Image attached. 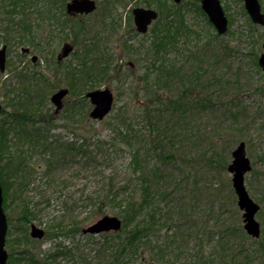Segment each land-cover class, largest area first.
I'll use <instances>...</instances> for the list:
<instances>
[{
	"label": "trees",
	"instance_id": "1",
	"mask_svg": "<svg viewBox=\"0 0 264 264\" xmlns=\"http://www.w3.org/2000/svg\"><path fill=\"white\" fill-rule=\"evenodd\" d=\"M39 1L0 0V3L6 15L19 16L17 24L25 26V29L28 25L30 34L33 21L28 9L34 8L40 21L37 26L44 31L38 37L42 43L49 44L53 40L59 42L60 39H67L73 29L70 28L72 18L66 14L63 6L59 7L58 14L48 1L43 5L36 4ZM251 25L257 27L255 24ZM155 26V30L151 31L152 40L144 51L145 54H149L152 70L146 71L131 82H124V85L135 89L132 90L138 95L141 93L146 99L140 117L148 123L147 136L129 134L118 139L131 146L129 152L131 160L126 170L131 168L136 180L134 178L117 180V177L109 176L108 184L103 185L102 190L99 189L94 198H89L95 204L98 215L103 213L108 204L114 206L122 221V227L117 232L119 235L124 234L125 237L110 245L101 244V254L95 259L80 258L74 264H132L134 256L143 257V262L149 260L160 264H256L258 254L264 251H260L259 247L251 250L243 245L246 239H255L248 236L243 228L242 219L237 215L232 191L230 199L234 205V215H227L228 210L220 203L225 213L215 208L211 209L210 206L205 215L202 214L204 218L200 223L185 216V212L191 208L189 199L195 196H192L191 192L179 193L182 188L181 181L186 182L187 175L196 171H189L184 177V171L175 156L176 151L179 154L182 145L186 147L187 143H191L193 147L200 146L201 141L202 145H208L213 149L210 162H215L224 169L227 168L226 155H229L232 141L244 140L246 146H249L251 137L245 134L243 126L253 116L251 112L248 115L249 110L243 105L240 97L238 75L234 80L222 78L217 70L220 54L214 53V48L209 46L213 43H208L201 57L195 51H191L192 49L188 50L191 48L189 42L184 45L177 41L186 37L183 30L188 29L179 12L175 11L169 21L158 22ZM29 37L30 35L23 36L20 33L18 35L8 33L4 39L6 45L15 40L30 47L31 44H36V40L35 35ZM93 37L84 39L80 53L73 52L76 57L74 62L66 59L58 61L53 55L54 52H51L52 58L46 62L50 64L53 76L38 72L39 78L35 79L34 73L29 75L23 73L24 71L20 72L19 76L25 78L22 81L25 89L23 94L11 87L4 89L6 104L9 103L11 109L15 108L13 111L16 115L9 114L0 118V159H3L5 153L8 154L7 170L0 166V177L5 175V185L15 184L13 179L17 180L13 194L21 197L19 211L22 218L27 219L35 211L28 208L29 201L22 198L28 187L30 174L32 172L35 174L33 166L27 163L26 155L38 153L40 161L53 160L61 164L69 155L83 154L87 151L85 143L76 145L72 141H61L59 135L51 134L50 130L54 127L51 123L57 115L54 110L52 113L45 110L44 105L48 102L50 93L59 86H65L68 87L70 96L76 93L75 99L69 97L70 101L65 103L63 109L64 114L66 113L65 120L76 124L88 115L89 102L85 98V93L98 87L109 70L108 66L103 64L106 62L105 53L97 47ZM214 37L220 38L221 35L216 33ZM73 42L77 43L75 40ZM223 49L225 51L229 49L228 45L225 44ZM187 52L190 55H186ZM180 53L182 56H177ZM190 58L195 60V65ZM77 64L80 66L77 67ZM52 77L53 81L50 80ZM40 79L42 81L38 84ZM3 87L6 88L5 85ZM227 89L228 97L225 95ZM213 100H219L218 107L215 108ZM207 110L213 117L208 123L218 131L213 132V136L219 134L218 139L205 136L198 127L199 123H202L197 119L198 115ZM217 110L220 111L218 116L215 115ZM5 113L3 109L1 115ZM225 119H229L230 122L224 124ZM238 122L241 125L237 126ZM120 131L124 130L119 127L117 132ZM143 140L144 145L140 142ZM46 155L49 158H46ZM142 156L144 159H150L144 160ZM185 156L189 157L188 150ZM164 157L165 161L175 157L176 163L173 168L168 169L165 162L161 166L157 164L156 161ZM258 175L260 174L255 175V180L259 184L256 199L261 204L259 213L263 216L264 181H260ZM133 180L135 181L132 182ZM169 188H172L173 194L178 192V196L172 197ZM207 188L211 190L209 182ZM219 198L220 195L214 196L211 192L210 200L213 203ZM171 201H174V204L168 206ZM222 215L225 218H221ZM181 219L194 223L184 228ZM210 219L213 220L212 223ZM48 228H51L50 232L55 233L54 235L63 231L55 226ZM221 247L224 252L218 250ZM59 254V251H54L43 259L29 253L28 257L31 264H54L53 261Z\"/></svg>",
	"mask_w": 264,
	"mask_h": 264
},
{
	"label": "rangeland",
	"instance_id": "2",
	"mask_svg": "<svg viewBox=\"0 0 264 264\" xmlns=\"http://www.w3.org/2000/svg\"><path fill=\"white\" fill-rule=\"evenodd\" d=\"M47 1L58 14L60 13L59 7L65 5L63 0H40L36 4L41 3L43 5ZM96 1L98 7L94 12L89 15L72 17L70 28L73 29L67 39H60L59 42L53 40L49 44L42 43L38 39L44 31L43 28L37 26L40 21L37 19V12L34 8L30 7L28 9L29 16L33 21L30 34L28 25L25 29V26L17 24L19 16L6 15L4 13L5 9L1 7L0 3V48L3 44H6L4 38L8 33L10 35H18V33L23 36L30 35L29 38L35 35L36 40V44H31L30 47L27 44H19L15 40H11L7 44L6 70L3 73L0 72V103L6 113L0 115V118L9 114L16 115L13 111L15 108L11 109V105L6 104L4 89L11 87L23 94L22 92L25 89L22 81L25 78L19 76L20 72L24 71L23 73L29 75L34 73L35 79L39 78L38 72L53 76L50 64L46 62V60H51V52H54L53 55L56 58L64 42H70L73 44L74 49L65 59L74 62L76 57L73 52L80 53L84 39L91 36H94L95 44L101 52L104 51L106 62H102L109 68L108 74L104 76L101 84L96 88L108 87L115 97L112 111L101 121H93L87 115L79 123L74 124L73 121L65 120L64 115L66 113L64 114L63 107L51 123L54 126L50 130L51 134L59 135L61 141H72L76 145L85 143L87 146H85L87 148L86 153L69 155L61 164L53 160L40 161L38 153L25 154L28 165L33 166L35 170V174L33 172L30 174L28 187L22 196V198L29 201L28 208L35 210L27 219L20 217L19 201L21 197L15 195L16 193L13 194L17 180L13 179L16 185L12 183L5 185V175L0 177L3 190V208L8 222L5 239V248L8 252L6 264H31L28 257L29 253H34L45 259L54 251L60 252L56 260L53 261L54 264H74L80 258L95 259L96 256L101 254V244L103 246L110 245L121 241L125 237L124 234L119 235L115 230L99 234H83L82 228L90 225L103 215L118 216L117 210L111 203L106 206L102 214L98 215L96 206L90 199L94 198L103 185L108 184L109 176L117 177V180L130 178L136 180L132 169L126 170L131 160V153H129L131 146L118 139L129 134H139L146 137L149 130L146 120L140 117L146 99L141 93L138 95L137 92L133 91L135 89L124 85V82H131L132 79H137L146 72L145 68L150 65V58L149 54H144L143 46H147L152 40L153 36L150 31L155 30L156 26L153 23L147 34L139 35L135 30L131 10L136 6L147 5L161 11L162 15H169L173 11L171 5L173 2L172 0ZM220 1L229 22L228 31L223 37L221 36L222 38L214 37L216 31L200 9L199 0H184L181 5H178L180 6L178 10L184 14V21L189 28L185 29L184 32L188 34V38L178 39L177 41L184 45L189 42L191 48L188 50L192 49L191 51H195L201 57V53L205 52L204 48L208 46V43H213L209 46L214 48V53L218 52L220 54L218 55L217 70L222 78L234 80L238 75L239 86L241 87L240 97L243 105L249 110L248 115L251 112L253 116L243 126L245 134L251 137L250 147L247 145V154L253 163L252 171L245 176V184L250 195L257 201L256 192H258L259 184L255 180V175L260 174L258 175L259 180L264 181V76L257 62L258 56L262 52L261 44L264 42V26L253 27L251 25L252 22L244 9L243 0ZM259 2L264 11V0H259ZM73 40L77 43L74 44ZM225 44L229 47L226 51L223 49ZM25 46L30 48V54L21 52V48ZM186 55L190 54L187 52ZM31 56H38L35 63L31 61ZM171 57L173 56L171 55ZM190 61L194 62L195 65L196 62L193 58H190ZM78 66L80 64H77ZM50 80L53 81V77ZM41 81L42 79L39 80L38 84ZM139 81L138 79L137 83ZM4 85L6 88L3 87ZM231 86L234 88L233 84ZM231 90L230 87L229 91ZM229 91L228 89L225 91L226 97L229 96ZM51 94L48 96V102L44 105V109L50 113L54 110V105L50 102ZM164 94L167 93L164 92ZM75 95L66 96L64 106L66 102L70 101L69 97L75 99ZM218 102L219 100H213L215 108L218 107ZM91 107L92 105L89 103V110ZM219 114L220 111L217 110L215 115L218 116ZM197 119L202 122L198 125L201 133L210 138L217 137L218 139V133L213 136V132L218 131L214 130L208 123V120H213L212 114L208 110L200 113ZM229 122V119H225L224 124ZM236 125L241 124L238 122ZM119 127L124 131L117 132ZM246 130H249V132H246ZM140 142L143 145L145 144V140ZM237 142L232 141L229 155H226L228 163L232 158L231 151ZM199 143L200 146L194 147L191 143H187V148L182 145L179 154L177 151L175 153L177 163H180V167L184 171V177L189 171H196L194 174L187 175L186 182L181 181L182 188L179 193L185 191V194H187L191 192L192 196H195V198L189 199L191 208L185 212V216L200 223L204 218L202 214L205 215L210 206L211 209L221 210L222 213L223 209L220 203H223V206L228 210L226 211L227 215H234V205L231 204L230 191H232L236 206L237 200L231 184L232 174L227 171L226 167L223 169L217 163H211L209 158H211L210 154L213 149L209 148L208 145H202L201 141ZM187 150L189 157L186 158L185 153ZM7 157L8 154L5 153L3 159H0V166L5 167V170H7ZM46 158H49V156L46 155ZM55 158L57 159V157ZM149 159L144 160L148 161ZM176 159L173 157L165 161L164 157L156 162L159 166L165 162L166 167L171 169L174 167ZM1 171L4 170L1 169ZM208 182L211 185V190L207 188ZM192 188L194 190H191ZM169 191L172 193V197L178 196V192L173 194L172 188H169ZM211 192L214 196L216 194L220 195L218 201L213 203L210 200ZM173 204L174 201H171L168 206ZM236 209L238 211L237 215H240L242 219V211L238 207ZM223 215L221 218H225V215ZM256 218L264 227V214L261 216L258 213ZM212 222L213 220L210 219V223ZM181 223L184 224L183 227L185 228L194 222L181 219ZM31 224L45 230V236L42 239H35L30 236ZM48 226H55L63 231L54 235L55 233L50 232L51 228H48ZM240 243L242 245L241 241ZM262 243L264 245V233L258 239L243 241V245L251 250L259 247L260 251H264ZM218 250L224 252L222 247ZM261 254H258L256 264H264V252ZM142 258L134 256L135 260L132 264L154 263V261L149 260L143 262ZM155 263L160 264L157 261Z\"/></svg>",
	"mask_w": 264,
	"mask_h": 264
},
{
	"label": "water",
	"instance_id": "3",
	"mask_svg": "<svg viewBox=\"0 0 264 264\" xmlns=\"http://www.w3.org/2000/svg\"><path fill=\"white\" fill-rule=\"evenodd\" d=\"M179 2L180 0H175ZM202 6L209 16L210 21L216 27L220 34L226 32L228 28V19L224 13L219 0H202ZM244 6L254 23L264 25V13L261 11L259 0H244ZM97 7L95 0H68L66 9L72 14H88L93 12ZM134 15V24L138 32L145 33L149 24L157 17L156 10L152 8L135 7L132 10ZM258 63L264 71V43L262 44ZM73 50L70 43H65L57 55L58 60L66 58ZM22 51H28L23 49ZM36 57H33L35 60ZM6 64V46L0 49V71L5 70ZM69 89L62 87L51 95V102L55 105V113H58L63 107V99L68 95ZM85 97L89 99L93 105L89 116L91 119L102 120L112 109L114 95L108 88H97L89 90L85 93ZM2 105L0 104V112ZM231 162L228 164V171L232 173V186L237 195V205L243 210V223L246 232L252 237H259L261 234L260 222L256 219V213L260 209V205L255 202L249 195L245 186V174L252 169L251 160L247 156L244 141H240L231 152ZM3 195L0 182V264H6L7 252L4 248L5 234L7 230V219L3 210ZM121 220L116 216L105 215L94 221L88 227L83 229V233H100L110 230H119L121 228ZM31 236L42 239L44 230L31 225Z\"/></svg>",
	"mask_w": 264,
	"mask_h": 264
},
{
	"label": "flooded vegetation",
	"instance_id": "4",
	"mask_svg": "<svg viewBox=\"0 0 264 264\" xmlns=\"http://www.w3.org/2000/svg\"><path fill=\"white\" fill-rule=\"evenodd\" d=\"M65 1V5H63V8H64V10H65V12H66V14L69 16V17H77L78 15H80V16H82V15H89L90 13H88V14H80V13H77V14H72V13H68V11H67V9H66V5H67V3H68V0H64ZM183 1L184 0H180L179 2H176L175 0H172V2H173V4H171L172 5V9H173V11H172V13L170 12L169 13V15H162V12L161 11H159L158 9H156V8H152L151 6H136V7H144V8H152V9H154V10H156V12H157V17L155 18V19H153L152 20V22L149 24V26H148V30L145 32V33H141V32H138L137 31V29H136V26H135V30H136V32L139 34V35H145V34H147L148 32H149V30L151 29V27L153 26L152 24L153 23H155V25H156V23H158V22H163V23H165L166 21H169L170 19H171V16H172V14L176 11V12H179L180 13V15H182L183 16V18H184V14L181 12V11H179L178 9H179V7L180 6H178V5H181L182 3H183ZM220 1V0H219ZM220 3H221V1H220ZM199 4H200V9L204 12V14L207 16V18L209 19V16H208V14L206 13V11L204 10V8H203V6H202V0H199ZM97 7H98V4H97ZM97 7H96V9H97ZM133 8H135V7H133ZM133 8H132V10H133ZM95 9V10H96ZM94 10V11H95ZM131 10V11H132ZM224 10V9H223ZM93 11V12H94ZM92 13V12H91ZM132 14H133V12H132ZM133 22H134V15H133ZM184 23H185V21H184ZM135 25V24H134ZM185 27H187V24L185 23ZM189 29V28H188ZM152 31V30H151ZM150 31V32H151ZM183 32H184V30H183ZM185 35H186V39L188 38V34H186V33H184ZM217 34L218 35H220L218 32H217ZM179 38V37H178ZM178 40V39H177ZM66 42H64V44H65ZM150 43V42H149ZM149 43L147 44V46H143L144 47V50H146V48L148 47V45H149ZM63 44V45H64ZM72 44V43H71ZM62 45V46H63ZM22 48H25V49H28V51H21L23 54L24 53H27V54H30V48L27 46V47H22ZM62 48V47H61ZM140 49V48H139ZM189 53V52H188ZM145 54V53H144ZM181 54V53H180ZM180 54L179 55H177V56H180ZM58 55V54H57ZM175 55V54H174ZM169 56H171V55H169ZM181 56H182V54H181ZM33 57H36L35 58V60H33ZM37 58H38V56H31V61L33 62V63H35L36 61H37ZM150 58V57H149ZM149 66H147L146 68H145V70L146 71H149V70H152V67H151V59H149ZM2 111H3V105H2ZM36 239V238H35Z\"/></svg>",
	"mask_w": 264,
	"mask_h": 264
},
{
	"label": "bare ground",
	"instance_id": "5",
	"mask_svg": "<svg viewBox=\"0 0 264 264\" xmlns=\"http://www.w3.org/2000/svg\"><path fill=\"white\" fill-rule=\"evenodd\" d=\"M152 264H156V263L154 262V263H152Z\"/></svg>",
	"mask_w": 264,
	"mask_h": 264
}]
</instances>
